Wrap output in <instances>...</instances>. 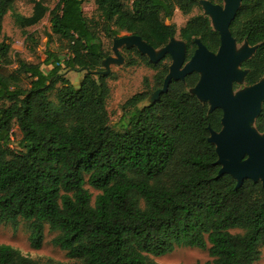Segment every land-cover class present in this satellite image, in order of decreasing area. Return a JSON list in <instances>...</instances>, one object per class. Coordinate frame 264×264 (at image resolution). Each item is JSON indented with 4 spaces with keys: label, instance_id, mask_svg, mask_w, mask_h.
<instances>
[{
    "label": "trees",
    "instance_id": "16d2710c",
    "mask_svg": "<svg viewBox=\"0 0 264 264\" xmlns=\"http://www.w3.org/2000/svg\"><path fill=\"white\" fill-rule=\"evenodd\" d=\"M86 1L60 0L50 9L45 0H32L33 11L24 16L14 12L15 0H0V37L9 12L22 31L48 16L50 37L69 51L67 59L50 54L45 72L20 55L11 58V43H0V224L30 222L36 250L48 226L58 233L54 244L81 264H157L151 257L181 247L207 250L206 264H256L264 247V188L246 180L237 189L232 176L218 178L209 127L221 130L223 112L210 113L191 94L199 74L172 81L150 104L171 58L154 64L136 48H123L137 58L128 65L142 62L156 73L152 83L145 79L147 91L123 105L116 127L107 110L110 76L85 72L79 88L67 78L70 70L102 71L108 57L103 35H137L155 49L178 35L187 46L186 62L196 39L217 52L220 35L200 0H93L100 19L85 15ZM195 9L200 14L180 30L165 23L177 10L189 16ZM230 30L239 44L259 46L242 65L249 70L245 85H254L264 77V0H244ZM34 40L26 34L28 44ZM15 126L22 134L17 143ZM255 126L264 133V105ZM87 185L99 192L94 201ZM0 264L41 263L0 244Z\"/></svg>",
    "mask_w": 264,
    "mask_h": 264
},
{
    "label": "water",
    "instance_id": "95a60500",
    "mask_svg": "<svg viewBox=\"0 0 264 264\" xmlns=\"http://www.w3.org/2000/svg\"><path fill=\"white\" fill-rule=\"evenodd\" d=\"M243 1L223 0V4H216L210 0H200L204 14L210 18L214 31L220 35L221 44L217 52L210 51L200 39H196L195 53L186 62V43L176 37L165 47L155 49L140 36L124 35L113 40L112 51L116 58L108 56L103 61L105 70L82 68L77 71L107 76L111 73L112 64L124 63L120 52L123 48H136L154 64L168 55L171 58L169 74L163 88L149 97L150 104L168 92L172 81L184 82L193 73L199 74V82L190 90L191 94L208 104L210 113L217 109L223 112L221 130L215 131L209 127V142L216 147L217 165L221 166L218 178L232 176L237 182V189L246 180L260 182L264 188V133L255 126L264 105V77L256 84L246 86L249 70L242 67L255 55L259 46H251L245 41L240 47L230 30ZM243 85L242 89H236V86Z\"/></svg>",
    "mask_w": 264,
    "mask_h": 264
},
{
    "label": "rangeland",
    "instance_id": "374dc122",
    "mask_svg": "<svg viewBox=\"0 0 264 264\" xmlns=\"http://www.w3.org/2000/svg\"><path fill=\"white\" fill-rule=\"evenodd\" d=\"M50 9L56 7L60 0H45ZM211 1V0H210ZM216 2L218 0H215ZM218 3V2H217ZM223 4V3H222ZM32 0H15L14 12L24 16L31 15L33 11ZM84 13L89 18L100 19L97 12V7L93 0H87L83 5ZM200 14L199 9L189 15H183L179 10L175 12L172 20H165V23L176 24L178 30L185 26L188 19L192 16ZM34 34L35 40L29 44L26 42V34ZM51 25L49 17L47 16L40 24L32 27L26 31L20 30L14 22L13 13L9 12L3 24V35L0 37V43L6 39L10 42L12 49L10 52L11 58H16L17 55L27 62L39 63L45 72L51 70L46 67L43 62L52 54L59 56L61 59H67L69 51L67 44L57 36H52ZM125 35V34H123ZM104 49L107 56L115 57L112 48L113 40L102 36ZM177 39L179 36L177 35ZM243 44H239L241 47ZM125 61L122 65L112 64L110 67L108 84L111 88V96L107 103V110L110 118V125L116 127L120 119L123 117V105L134 95L147 91L144 82L148 78L152 83L155 71L145 65L138 63L135 66L128 65L129 61L137 59L135 55L126 53L123 49L120 50ZM134 58V59H133ZM105 70L102 68V71ZM85 76L83 71H69L68 78L75 88H79ZM27 86V83H25ZM245 85L239 87L242 89ZM54 96H52V99ZM22 138V134L17 126L13 129L12 140L17 143ZM93 194V201L99 194L89 185L86 186ZM233 233H242L241 230H233ZM57 232H51L49 227H45V239L41 249H33L29 242L30 236V222L20 220L19 225L15 228L12 225L0 224V244L9 245L18 249L24 254L41 264H81L78 260H73L67 257L66 252L57 247L53 240L57 237ZM157 264H206L211 261L209 252L207 250H200L197 248L181 247L176 248L175 251L163 257H151ZM256 264H264V247L261 248V256Z\"/></svg>",
    "mask_w": 264,
    "mask_h": 264
},
{
    "label": "crops",
    "instance_id": "0c3cea01",
    "mask_svg": "<svg viewBox=\"0 0 264 264\" xmlns=\"http://www.w3.org/2000/svg\"><path fill=\"white\" fill-rule=\"evenodd\" d=\"M67 78H68V74H67ZM69 79V78H68ZM70 80V79H69Z\"/></svg>",
    "mask_w": 264,
    "mask_h": 264
},
{
    "label": "flooded vegetation",
    "instance_id": "af4514ba",
    "mask_svg": "<svg viewBox=\"0 0 264 264\" xmlns=\"http://www.w3.org/2000/svg\"><path fill=\"white\" fill-rule=\"evenodd\" d=\"M247 86V85H246Z\"/></svg>",
    "mask_w": 264,
    "mask_h": 264
}]
</instances>
